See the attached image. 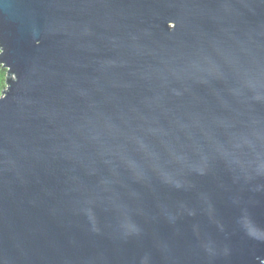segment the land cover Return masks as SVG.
Wrapping results in <instances>:
<instances>
[{"label": "water", "instance_id": "1", "mask_svg": "<svg viewBox=\"0 0 264 264\" xmlns=\"http://www.w3.org/2000/svg\"><path fill=\"white\" fill-rule=\"evenodd\" d=\"M0 264H264V0H0Z\"/></svg>", "mask_w": 264, "mask_h": 264}, {"label": "trees", "instance_id": "2", "mask_svg": "<svg viewBox=\"0 0 264 264\" xmlns=\"http://www.w3.org/2000/svg\"><path fill=\"white\" fill-rule=\"evenodd\" d=\"M7 71L0 65V93L3 91L6 85Z\"/></svg>", "mask_w": 264, "mask_h": 264}]
</instances>
